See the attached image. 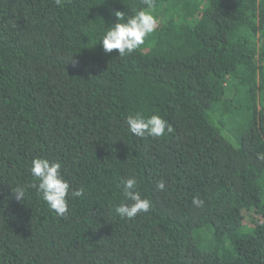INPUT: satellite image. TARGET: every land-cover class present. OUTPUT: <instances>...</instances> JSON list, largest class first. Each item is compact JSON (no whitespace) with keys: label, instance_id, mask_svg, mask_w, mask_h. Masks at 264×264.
<instances>
[{"label":"trees","instance_id":"obj_1","mask_svg":"<svg viewBox=\"0 0 264 264\" xmlns=\"http://www.w3.org/2000/svg\"><path fill=\"white\" fill-rule=\"evenodd\" d=\"M141 7L0 0V264H264V0H155L145 43L105 53ZM137 112L172 132L136 137ZM34 156L86 190L65 215L29 186ZM133 175L153 207L128 220Z\"/></svg>","mask_w":264,"mask_h":264},{"label":"clouds","instance_id":"obj_2","mask_svg":"<svg viewBox=\"0 0 264 264\" xmlns=\"http://www.w3.org/2000/svg\"><path fill=\"white\" fill-rule=\"evenodd\" d=\"M55 3L59 6L62 0H55ZM141 3L144 7L132 9L131 14L124 11L114 12L115 21L98 38L105 53L117 50L121 57L131 55L145 43V38L154 32L157 27V19L153 14L155 0H141ZM125 122L128 131L139 138H159L172 132L171 125L159 115L146 117L137 112L127 115ZM258 159L264 161V154H258ZM61 167L60 162L49 161L40 156H34L29 166L33 177L29 186L35 188L36 195L59 216L67 213L69 197H82L86 191L83 187L70 190L69 182L61 173ZM119 187L123 202L114 206L117 216L132 220L138 214L149 213L152 210V201L142 195L134 175L121 179ZM156 188L163 191L164 182H157ZM11 193L16 200L21 201L26 197L25 186L17 185L11 189ZM192 204L203 207L204 202L194 198Z\"/></svg>","mask_w":264,"mask_h":264},{"label":"rangeland","instance_id":"obj_3","mask_svg":"<svg viewBox=\"0 0 264 264\" xmlns=\"http://www.w3.org/2000/svg\"><path fill=\"white\" fill-rule=\"evenodd\" d=\"M246 220L248 221L249 220V217L246 216Z\"/></svg>","mask_w":264,"mask_h":264}]
</instances>
